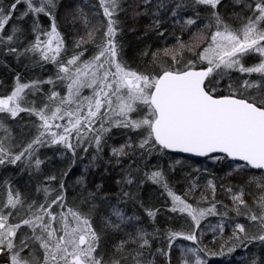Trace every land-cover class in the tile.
I'll return each mask as SVG.
<instances>
[{"label": "snow or ice", "instance_id": "obj_1", "mask_svg": "<svg viewBox=\"0 0 264 264\" xmlns=\"http://www.w3.org/2000/svg\"><path fill=\"white\" fill-rule=\"evenodd\" d=\"M0 264H264V0H0Z\"/></svg>", "mask_w": 264, "mask_h": 264}, {"label": "trees", "instance_id": "obj_2", "mask_svg": "<svg viewBox=\"0 0 264 264\" xmlns=\"http://www.w3.org/2000/svg\"><path fill=\"white\" fill-rule=\"evenodd\" d=\"M0 79H9L10 80V76H8V72L6 69L3 68L2 64H0Z\"/></svg>", "mask_w": 264, "mask_h": 264}]
</instances>
